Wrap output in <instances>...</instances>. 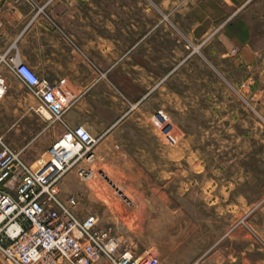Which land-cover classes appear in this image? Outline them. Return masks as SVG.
I'll list each match as a JSON object with an SVG mask.
<instances>
[{"label": "crops", "instance_id": "obj_1", "mask_svg": "<svg viewBox=\"0 0 264 264\" xmlns=\"http://www.w3.org/2000/svg\"><path fill=\"white\" fill-rule=\"evenodd\" d=\"M157 8L169 13L181 33L191 38L203 37L224 19L226 24L204 47L205 58L196 56L173 66V57L180 58L187 50L183 44L173 45V30L159 24ZM49 15L76 39L82 51L53 28ZM141 15L152 18L146 28L140 26ZM0 51L18 53L41 76L62 82L73 96L63 114L65 123L84 124L96 137L89 163L93 170L87 178L98 176L112 185L115 180L104 165L121 166L120 152L134 150L138 153L131 157L141 159L131 162L137 171L125 172L121 180L163 182L165 186L172 172L171 139L150 118L158 107L174 116H185L205 103L213 109L221 104L229 107L230 95L223 89L221 73L234 83L253 79L252 86L263 91L264 0H0ZM89 58L109 70L108 78L99 76ZM2 71L9 87L24 84L12 71ZM173 101L180 104L178 114L173 113ZM131 102L136 105L133 109ZM237 111L235 105L232 113ZM52 122L47 137L51 143L66 129L63 121ZM1 134L11 145L34 148L36 158L42 154V147L34 145L35 137L17 140L10 131ZM84 163L70 170L78 173ZM71 191L64 180V196ZM159 192L165 202V188ZM167 200L170 208V193ZM89 213H96L100 221L97 211ZM223 238L215 241V248L204 257L205 264H264V238L248 244L234 239L221 243ZM0 264H9L1 254ZM93 264L113 263L101 257Z\"/></svg>", "mask_w": 264, "mask_h": 264}, {"label": "rangeland", "instance_id": "obj_2", "mask_svg": "<svg viewBox=\"0 0 264 264\" xmlns=\"http://www.w3.org/2000/svg\"><path fill=\"white\" fill-rule=\"evenodd\" d=\"M156 10L158 18L161 16L159 24L173 30V45L183 44L187 50L184 56L173 57V66L196 56L205 58L204 47L226 24L224 19L203 37L191 38L181 33L169 13ZM139 20L141 28H146L152 18L141 15ZM221 78L223 89L230 95L229 107L221 104L213 109L205 103L186 111L185 116H174L158 107L150 118L162 134L164 123L156 114L162 112L172 124V172L165 186L163 182L121 180L125 172L137 171L138 167L131 164L141 160L131 157L138 151L129 150L117 157L123 165L103 167L114 178L112 185L98 176L81 178L73 169L61 179L62 195L65 180L72 190L68 195L79 197V213L97 211L100 226L132 243L137 254L147 250L156 253L159 264H205L204 257L222 236L221 243L234 239L240 244L264 238V87L260 92L252 86L253 79L234 83L222 73ZM112 86L123 94L115 83ZM38 104L26 85H11L0 101V133L10 131L17 140L35 137L34 145L47 155L51 124L59 119L38 109ZM129 105L130 109L136 106L133 102ZM235 105L238 111L233 114ZM172 106L173 113L178 114L180 104L173 101ZM12 146L23 148L25 159L38 166L40 155L34 157V148ZM164 188L165 202L159 192ZM181 256L188 261L181 262Z\"/></svg>", "mask_w": 264, "mask_h": 264}, {"label": "built area", "instance_id": "obj_3", "mask_svg": "<svg viewBox=\"0 0 264 264\" xmlns=\"http://www.w3.org/2000/svg\"><path fill=\"white\" fill-rule=\"evenodd\" d=\"M53 28L75 49L82 51L76 39L50 15ZM90 64L99 76L107 77L95 61ZM15 73L38 101V109H46L55 119L63 114L73 96L62 82H52L21 60L18 53L0 51V101L9 83L2 71ZM171 139L172 124L162 112L156 114ZM66 124V123H65ZM96 142L84 124L68 125L37 159V167L29 163L23 148L12 146L0 133V254L9 264H93L106 257L113 264H159V256L147 250L137 254L132 243L99 225V216L77 211L79 197H64L60 182L65 173L79 162L78 173L89 177L93 167Z\"/></svg>", "mask_w": 264, "mask_h": 264}, {"label": "bare ground", "instance_id": "obj_4", "mask_svg": "<svg viewBox=\"0 0 264 264\" xmlns=\"http://www.w3.org/2000/svg\"><path fill=\"white\" fill-rule=\"evenodd\" d=\"M44 110H45V113H46L48 116L51 115V114H49L50 112H49L48 110H46V109H44ZM47 111H48L49 113H48Z\"/></svg>", "mask_w": 264, "mask_h": 264}]
</instances>
